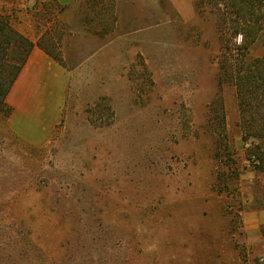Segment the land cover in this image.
I'll use <instances>...</instances> for the list:
<instances>
[{"label":"rangeland","instance_id":"rangeland-1","mask_svg":"<svg viewBox=\"0 0 264 264\" xmlns=\"http://www.w3.org/2000/svg\"><path fill=\"white\" fill-rule=\"evenodd\" d=\"M240 5L136 34L113 0L80 3L74 28L57 2L0 0L68 72L48 144L0 112V264H264V226L246 230L264 216V0Z\"/></svg>","mask_w":264,"mask_h":264},{"label":"crops","instance_id":"crops-1","mask_svg":"<svg viewBox=\"0 0 264 264\" xmlns=\"http://www.w3.org/2000/svg\"><path fill=\"white\" fill-rule=\"evenodd\" d=\"M65 8L64 19L74 28L80 3L87 0H51ZM115 15L143 19L131 33H153L164 31L171 18L183 24L189 23L196 15L197 5L206 0H113ZM72 30V32H74ZM68 72L56 62L45 49L34 46L14 83L7 104L13 112L8 120L12 132L24 142L34 146L48 144L62 119L66 102ZM264 226V216L257 221L246 222L250 237L259 238Z\"/></svg>","mask_w":264,"mask_h":264},{"label":"trees","instance_id":"trees-1","mask_svg":"<svg viewBox=\"0 0 264 264\" xmlns=\"http://www.w3.org/2000/svg\"><path fill=\"white\" fill-rule=\"evenodd\" d=\"M255 4H257V7H260L261 0H241V5L238 13L242 12V10H244L246 6V9H249V11L254 15V10H256V7L254 6ZM259 21L260 19L258 17H255V21H252V23L259 24ZM9 22V18H7L0 12V112L5 113L6 120H9L13 112L12 107H10L6 102L7 97L14 83L18 79L22 69L24 68L29 54L35 46V44L31 42L28 37L19 33ZM259 30L260 26L252 29V32L249 33L254 32L255 34H257ZM231 57L234 58L232 54ZM231 57L228 56V58ZM246 59V54H243L241 62H244ZM247 69L248 71H251V73H253V76L256 78V68L254 70L252 66L247 65ZM221 72L223 76L226 75L227 79L232 78L231 76H233V74H227V66L224 67L223 65L221 67ZM235 72H238V74H240L242 70L240 68H236ZM228 82L231 83L229 79ZM221 116L222 121H224V115Z\"/></svg>","mask_w":264,"mask_h":264},{"label":"built area","instance_id":"built-area-1","mask_svg":"<svg viewBox=\"0 0 264 264\" xmlns=\"http://www.w3.org/2000/svg\"><path fill=\"white\" fill-rule=\"evenodd\" d=\"M238 41L241 43L243 41V37L240 36L239 39H238Z\"/></svg>","mask_w":264,"mask_h":264}]
</instances>
